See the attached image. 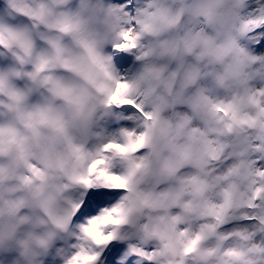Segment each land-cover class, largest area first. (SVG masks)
<instances>
[{
  "label": "clouds",
  "instance_id": "9594fccd",
  "mask_svg": "<svg viewBox=\"0 0 264 264\" xmlns=\"http://www.w3.org/2000/svg\"><path fill=\"white\" fill-rule=\"evenodd\" d=\"M0 264H264V0H0Z\"/></svg>",
  "mask_w": 264,
  "mask_h": 264
}]
</instances>
